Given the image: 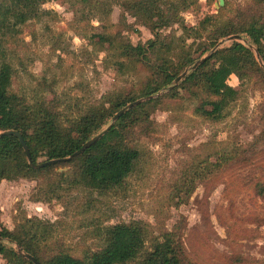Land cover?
Here are the masks:
<instances>
[{
    "label": "rangeland",
    "instance_id": "rangeland-1",
    "mask_svg": "<svg viewBox=\"0 0 264 264\" xmlns=\"http://www.w3.org/2000/svg\"><path fill=\"white\" fill-rule=\"evenodd\" d=\"M72 1L44 2L41 8L47 13L21 26L15 39L7 43L13 68L12 91L31 97L34 89L40 90L42 100H55L62 112L65 103L76 100L86 108L106 102L116 93L120 98L129 96L155 78L162 63L156 50L163 44L148 52L146 63L121 72L116 62L119 58L111 59L110 53L107 56L106 50L89 41H96L95 34L104 27L117 39L147 48L156 34H182L177 24L152 31L124 11L117 0H108L109 17L97 12L94 0ZM216 3L218 0H198L180 12L182 24L191 35L187 44L201 46L205 32L201 31L203 39L193 38L206 16L219 11L224 19L238 20L241 13L250 20L254 12L253 0H224L219 7ZM227 38H221L201 58L234 41ZM123 58L120 60L126 62ZM177 68L174 62L169 70ZM190 69L187 66L178 76L187 75ZM246 73L243 79L236 74L228 78V84L241 95L220 120L196 113L200 94L191 97L181 84L186 75L153 95L162 97L157 108L150 111L151 127L137 125L127 139L141 151L140 164L120 189L101 194L80 185L71 188L70 177L61 180L56 175L1 180L0 228L12 230L23 217L55 222L49 250L83 256L102 247V240L94 233L97 228L138 222L150 232L146 249L165 232H175L188 264H264V199L256 188L258 181L264 182V83L253 72ZM174 87L172 96L168 90ZM106 106L111 107L108 102ZM111 122L112 118L104 128ZM236 148L241 150L238 158L210 168L222 150ZM66 170L68 167L56 168L57 172ZM1 242L14 246L6 239ZM0 264H9L1 253Z\"/></svg>",
    "mask_w": 264,
    "mask_h": 264
},
{
    "label": "trees",
    "instance_id": "trees-1",
    "mask_svg": "<svg viewBox=\"0 0 264 264\" xmlns=\"http://www.w3.org/2000/svg\"><path fill=\"white\" fill-rule=\"evenodd\" d=\"M46 1L48 0H0V131L18 130L29 147L34 163L63 158L99 133L109 119L128 103L139 98L147 99L123 112L106 133L82 154L44 168L30 166L16 136L0 137V181L49 178L50 175H56L61 180L70 177L68 185L71 188L80 185L101 194L120 189L141 160V151L128 143L130 131L137 125H144L147 129L151 127L150 111L157 108L162 97L153 95L171 85L182 69L191 67L181 84L191 97L201 95L197 98L200 103L195 108L196 113L210 120L225 117L230 105L240 98V90L228 84V78L232 74L243 79L247 77L246 72H253L264 83V68L260 66L253 50L257 51L264 63V0H253L254 12L250 20L241 13L238 20L224 19L219 11L216 15L206 16L200 21L199 30L195 31L193 39H203L201 31L205 32L206 38L201 41V46L195 48L194 42L186 43L191 35L188 27L182 24L180 12L196 4L198 0H117L124 11L138 18L152 31L177 24L182 34H156V39L149 40L147 45L150 47L147 48L143 44L133 45L117 39L107 26L104 27L103 32L95 34L96 41H89L106 50L107 56L110 53L111 59L119 58L116 62L121 72L137 69L139 64L147 62L151 49L157 44H163L156 50V57L162 61L158 66V73L156 71L154 79L129 96L120 98V94L116 93L108 101L86 108L80 107L79 100H76L74 103H65V112H62L59 110L61 104L55 100L49 103L42 100L40 90L34 89L31 97H27L11 89L13 68L7 43L16 37L21 26L47 13L41 8ZM94 1L97 12L109 17L111 8L108 0ZM235 34L245 38L250 46L234 40L229 46L216 49L201 64L192 68L221 38ZM196 53L199 56L195 57ZM123 57H126V62L120 60ZM211 61H214V65H210ZM174 62L178 63L179 68L170 71L169 67ZM176 88H171L168 93L175 95ZM107 102L111 107L106 106ZM206 106L211 108L206 109ZM240 151L239 148L222 150L216 156V161L210 163V168L230 163L235 160L234 157L238 158ZM59 166L68 167V170L57 172L56 168ZM256 188L257 195L264 199V182L258 181ZM55 230V222L44 221L37 216L23 217L12 230L0 228V237L18 245L40 264H188L182 242L175 232H165L161 239L152 241L151 247L146 249L151 238L148 227L142 223H116L97 228L94 233L100 237L103 245L83 256H74L62 249L55 252L49 250L50 246L47 244L53 242ZM0 253L9 264H34L17 253L15 246H6L1 241Z\"/></svg>",
    "mask_w": 264,
    "mask_h": 264
},
{
    "label": "water",
    "instance_id": "water-1",
    "mask_svg": "<svg viewBox=\"0 0 264 264\" xmlns=\"http://www.w3.org/2000/svg\"><path fill=\"white\" fill-rule=\"evenodd\" d=\"M224 3V0H218V3H216L217 7H219L220 5H223ZM227 40H236V41H239V40H242V42L248 46L249 43L241 36V35H238V34H235V35H231L227 38ZM253 48V47H251ZM216 50V49H215ZM254 52H255V55H256V58L260 64V66H262L264 68V63L262 62V60L260 59V56L259 54L257 53V51H255V49L253 48ZM210 56L207 55L201 59H199L198 61H196L192 68L196 67L197 65L201 64L206 58H208ZM186 75V72L182 73L180 76H178L176 79H175V83H177L181 78H183L184 76ZM145 98H141V99H138V100H135L131 103H129L127 106L123 107L122 109H120L113 117H112V122L107 125L106 128H104L103 130H101L99 133H97L95 136L91 137L89 140H87L84 144H82V146L76 150L74 153H72L71 155L67 156V157H63V158H55V159H50V160H46V161H43V162H37V163H34L31 159V154H30V150H29V147L28 145L26 144L22 134L18 131V130H15V129H7V130H3V131H0V137L4 136V135H14L16 136V138L18 139L19 143L21 144L22 146V149H23V152L25 154V157L28 161V163L30 164V166L32 168H36V169H40V168H44L46 166H49V165H53V164H56V163H60V162H66V161H69L77 156H79L80 154H82L84 152L85 149L89 148L90 146H92L96 141H98L105 133L106 131L111 127V125L117 120V118L123 113L125 112L126 110H128L129 108H132L134 105L144 101ZM2 240V237H0V241ZM15 246V249L17 251V253L21 254L22 256H24L25 258L29 259L30 261H32L34 264H40V262L34 257L32 256L31 254L29 253H26L24 252L18 245L14 244Z\"/></svg>",
    "mask_w": 264,
    "mask_h": 264
},
{
    "label": "built area",
    "instance_id": "built-area-1",
    "mask_svg": "<svg viewBox=\"0 0 264 264\" xmlns=\"http://www.w3.org/2000/svg\"><path fill=\"white\" fill-rule=\"evenodd\" d=\"M245 39V38H244ZM246 40V39H245ZM240 42V41H239ZM244 44V43H243ZM246 45V44H245Z\"/></svg>",
    "mask_w": 264,
    "mask_h": 264
}]
</instances>
